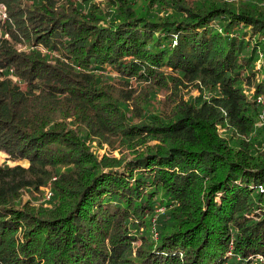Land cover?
Here are the masks:
<instances>
[{
    "label": "trees",
    "instance_id": "16d2710c",
    "mask_svg": "<svg viewBox=\"0 0 264 264\" xmlns=\"http://www.w3.org/2000/svg\"><path fill=\"white\" fill-rule=\"evenodd\" d=\"M0 8V264H264V0Z\"/></svg>",
    "mask_w": 264,
    "mask_h": 264
},
{
    "label": "rangeland",
    "instance_id": "374dc122",
    "mask_svg": "<svg viewBox=\"0 0 264 264\" xmlns=\"http://www.w3.org/2000/svg\"><path fill=\"white\" fill-rule=\"evenodd\" d=\"M6 11L3 9V8H0V18H2V19H4L5 17H6ZM23 48H25V46L24 47H20V49H23ZM261 65H264V56H262L261 57V60L259 61V63H258V66H261ZM194 94H197L198 93V91L197 90H195L194 92H193ZM263 127H264V124H261ZM102 154L103 153H105L106 152V149H101V150H99ZM114 154L115 155H118L119 153H118V151H114ZM9 159V155L7 154V153H5V152H0V163H3V162H5V161H7V162H9V163H11L12 165H14V164H16V162L14 163L12 160H8ZM20 163H23V164H26V162L24 161H22V162H20ZM47 187H49V186H47ZM46 189V188H45ZM47 194V192H45V195ZM49 196V192H48V194L46 195V198ZM25 198L26 199H29L30 198V196L28 195V194H26L25 195Z\"/></svg>",
    "mask_w": 264,
    "mask_h": 264
},
{
    "label": "built area",
    "instance_id": "2783aa9c",
    "mask_svg": "<svg viewBox=\"0 0 264 264\" xmlns=\"http://www.w3.org/2000/svg\"><path fill=\"white\" fill-rule=\"evenodd\" d=\"M49 195H50V193H49Z\"/></svg>",
    "mask_w": 264,
    "mask_h": 264
}]
</instances>
